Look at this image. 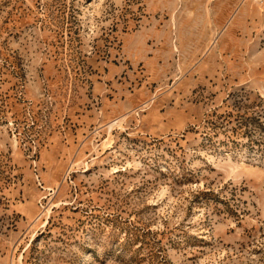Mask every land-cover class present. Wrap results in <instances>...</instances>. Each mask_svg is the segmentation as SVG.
<instances>
[{
	"label": "rangeland",
	"instance_id": "374dc122",
	"mask_svg": "<svg viewBox=\"0 0 264 264\" xmlns=\"http://www.w3.org/2000/svg\"><path fill=\"white\" fill-rule=\"evenodd\" d=\"M0 264H264V1L0 0Z\"/></svg>",
	"mask_w": 264,
	"mask_h": 264
},
{
	"label": "built area",
	"instance_id": "2783aa9c",
	"mask_svg": "<svg viewBox=\"0 0 264 264\" xmlns=\"http://www.w3.org/2000/svg\"><path fill=\"white\" fill-rule=\"evenodd\" d=\"M256 1H260V2H263L264 0H256Z\"/></svg>",
	"mask_w": 264,
	"mask_h": 264
}]
</instances>
